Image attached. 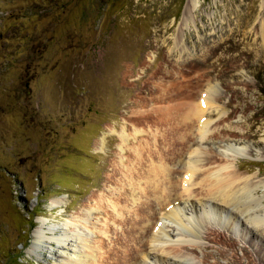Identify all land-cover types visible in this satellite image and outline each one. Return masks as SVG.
Instances as JSON below:
<instances>
[{"label": "rangeland", "instance_id": "374dc122", "mask_svg": "<svg viewBox=\"0 0 264 264\" xmlns=\"http://www.w3.org/2000/svg\"><path fill=\"white\" fill-rule=\"evenodd\" d=\"M188 1L0 0V264H60L61 240L73 254L60 233H73L70 221L122 178L116 162L130 149L121 131L212 87L220 138L238 139L249 153L236 160L240 171L264 180V0H191L184 15ZM102 212L86 250L105 240ZM244 217L240 232L218 228L229 245L200 235L196 263L264 264V232Z\"/></svg>", "mask_w": 264, "mask_h": 264}, {"label": "bare ground", "instance_id": "6f19581e", "mask_svg": "<svg viewBox=\"0 0 264 264\" xmlns=\"http://www.w3.org/2000/svg\"><path fill=\"white\" fill-rule=\"evenodd\" d=\"M196 7V1L189 0L184 7V15ZM186 18L184 16L183 19ZM202 92V89L198 91L197 100ZM217 92L212 87L196 102L190 100L165 107L156 105L155 115H137V124H130L131 132L121 131L122 150L128 146L130 149L127 158L120 154L116 162L122 178L109 187V193L104 191L98 200H92L93 207L87 206L81 212L82 216L70 221V226L74 225L73 233L67 229L60 233L61 239L70 238L75 245L68 244L73 252L68 255L65 251L67 244L63 240L58 243L62 250L58 263L168 264V258L174 257L180 259V264H198L196 256L202 245L196 239L202 234L212 242L229 245L221 228L240 232L243 216L246 222L264 232V209L260 205L264 193L262 196L258 193L259 190L264 192V180L254 181L240 171L236 160L249 153L235 147L240 145L238 139L230 136L227 137L229 139L220 138L219 127H214L218 122L214 123L211 117L219 109L213 100ZM143 107L144 113L146 106ZM222 118L220 123H223ZM143 133H148V138H142L138 146L127 144L132 136H144ZM156 133L162 139H158ZM106 138L98 143L100 150L105 149ZM211 138L214 140L212 143ZM209 142L218 150H207L204 144ZM230 151L233 154H229ZM175 163L176 169L173 167ZM59 202L55 201L56 204ZM188 207L190 212L186 211ZM232 209L233 216L230 213ZM98 211H104L102 213L106 216V219H101L103 224L99 223L101 229L98 230L105 240L92 242L86 250L82 244L84 240L86 243L91 240L90 231L95 229L94 220L97 219L93 214ZM119 224L122 225L119 230L123 231V241L117 233ZM83 226L87 230L84 231ZM243 228V233H246ZM49 231L55 235L59 230L50 228ZM54 240L57 238H50V241ZM37 241L32 246L34 250L45 243L42 234ZM230 245L236 250L238 243L231 240Z\"/></svg>", "mask_w": 264, "mask_h": 264}]
</instances>
